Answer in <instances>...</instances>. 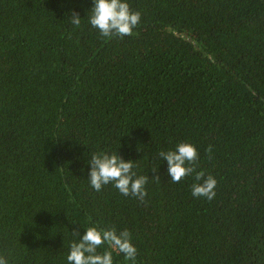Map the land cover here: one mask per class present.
Instances as JSON below:
<instances>
[{
  "label": "trees",
  "instance_id": "trees-1",
  "mask_svg": "<svg viewBox=\"0 0 264 264\" xmlns=\"http://www.w3.org/2000/svg\"><path fill=\"white\" fill-rule=\"evenodd\" d=\"M128 2L139 24L105 37L92 0H0V256L66 264L99 222L131 233L137 264H264V0ZM180 142L211 201L160 161ZM99 150L138 161L143 198L89 185Z\"/></svg>",
  "mask_w": 264,
  "mask_h": 264
},
{
  "label": "clouds",
  "instance_id": "clouds-1",
  "mask_svg": "<svg viewBox=\"0 0 264 264\" xmlns=\"http://www.w3.org/2000/svg\"><path fill=\"white\" fill-rule=\"evenodd\" d=\"M70 13L69 22L79 26L82 20L79 13ZM87 16L90 25L105 37L130 35L141 19V13L132 11L128 0H92ZM158 156L162 163H167V174L172 182H179L194 173L192 196L204 197L209 201L215 197L218 181L211 174L206 176L203 170H195L198 150L193 143H177L174 148L161 150ZM87 157V180L96 191L112 184L125 196L132 194L143 198L146 195L148 176L138 174V161L125 160L117 150L92 151ZM84 228L83 234L70 242L66 264H116L114 254H123L125 264H137L138 250L127 229L117 231L101 226L99 222L86 224ZM0 264H9V261L5 256H0Z\"/></svg>",
  "mask_w": 264,
  "mask_h": 264
}]
</instances>
